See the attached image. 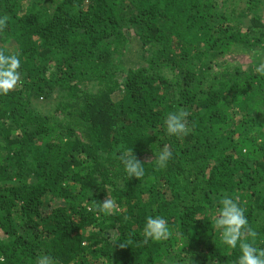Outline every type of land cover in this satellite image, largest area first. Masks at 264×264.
<instances>
[{
  "label": "trees",
  "instance_id": "trees-1",
  "mask_svg": "<svg viewBox=\"0 0 264 264\" xmlns=\"http://www.w3.org/2000/svg\"><path fill=\"white\" fill-rule=\"evenodd\" d=\"M0 17L21 60L0 95L3 264H238L225 196L264 249V0H0ZM172 112L186 133H167ZM149 216L167 239L145 237Z\"/></svg>",
  "mask_w": 264,
  "mask_h": 264
},
{
  "label": "clouds",
  "instance_id": "clouds-1",
  "mask_svg": "<svg viewBox=\"0 0 264 264\" xmlns=\"http://www.w3.org/2000/svg\"><path fill=\"white\" fill-rule=\"evenodd\" d=\"M6 25V18L0 17V29ZM21 60L19 53L5 54L0 51V95H6L13 90L21 78ZM257 73L264 75V61H261L255 68ZM184 112H172L167 116L166 129L169 135H179L187 132L184 118ZM171 153L164 152L158 157L160 167L165 166ZM124 170L129 177L137 179L144 176V167L142 163L133 154V151L126 152L121 156ZM220 207L217 209L215 225L219 228L221 242L229 248L235 249L239 244L241 254L238 264H264V249L254 246V242H247L242 239L245 233L254 236L255 233L248 227V220L244 209L238 201L229 196L223 197L219 201ZM106 214H110L114 209V202L107 199L100 204ZM144 235L153 240L167 239L171 235L169 226L163 217L149 216L144 226ZM0 264L3 260L0 259ZM37 264H54L51 256H41Z\"/></svg>",
  "mask_w": 264,
  "mask_h": 264
},
{
  "label": "rangeland",
  "instance_id": "rangeland-1",
  "mask_svg": "<svg viewBox=\"0 0 264 264\" xmlns=\"http://www.w3.org/2000/svg\"><path fill=\"white\" fill-rule=\"evenodd\" d=\"M135 48H136V47H134V48H133L134 51H131L130 53H133V52H134L135 55H133V56H135V58H136V57H137V54H136V53H137V50H136V53H135ZM135 58H130V60H133V59H135ZM149 156H150V155H149ZM149 156H148V158H150Z\"/></svg>",
  "mask_w": 264,
  "mask_h": 264
}]
</instances>
